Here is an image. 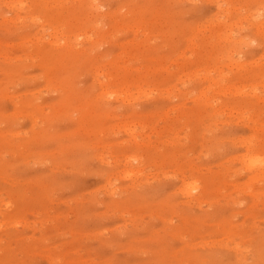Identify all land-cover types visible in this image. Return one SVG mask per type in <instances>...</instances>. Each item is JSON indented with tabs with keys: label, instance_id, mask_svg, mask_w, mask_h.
<instances>
[{
	"label": "rangeland",
	"instance_id": "obj_1",
	"mask_svg": "<svg viewBox=\"0 0 264 264\" xmlns=\"http://www.w3.org/2000/svg\"><path fill=\"white\" fill-rule=\"evenodd\" d=\"M81 1L0 0V264H264V0Z\"/></svg>",
	"mask_w": 264,
	"mask_h": 264
},
{
	"label": "bare ground",
	"instance_id": "obj_2",
	"mask_svg": "<svg viewBox=\"0 0 264 264\" xmlns=\"http://www.w3.org/2000/svg\"><path fill=\"white\" fill-rule=\"evenodd\" d=\"M23 1H25V0H23ZM82 1H83V0H82ZM82 1H81V2H82ZM21 2H22V1H21ZM88 2H89V1H88ZM224 2H225V1H224ZM14 3H15V2H14ZM14 3H12V4H14ZM19 3H20V2H19ZM16 4H17V3H16ZM21 4H23V3H21ZM24 4H25V3H24ZM26 4H27V3H26ZM222 4H223V3H222ZM224 4H225V3H224ZM17 7H18V6H17ZM89 8H90V7H89ZM248 8H249V7H247V9H248ZM229 9H230V8H229ZM231 9H232V7H231ZM233 9H234V8H233ZM249 9H250V8H249ZM249 9H248V10H249ZM227 10H228V9H227ZM253 11H254V10H253ZM256 11H257V10H256ZM261 11H262V10H261ZM250 12H251V11H250ZM257 14H258V13H257ZM254 16H255V15H254ZM255 17H256V16H255ZM249 18H250V17H249ZM243 19H244V18H243ZM255 19H256V18H255ZM251 20H252V19H251ZM232 25H233V24H232ZM232 25H231V26H232ZM263 25H264V24H263ZM229 26H230V25H229ZM231 26H230V27H231ZM259 26H261V25L259 24ZM51 28H52V27H51ZM258 28H259V27H258ZM261 28H262V27H260V29H261ZM226 33H227V32H226ZM226 33H225V34H226ZM228 34H229V33H228ZM223 35H224V34H223ZM229 36H230V35H229ZM226 38H227V37H226ZM229 38H231V37H229ZM229 38H228V39H229ZM218 39H219V38H218ZM221 39H222V38H221ZM230 40H231V39H230ZM230 40H229V41H230ZM227 41H228V40H227ZM59 42H60V41H59ZM63 42H64V40H63ZM238 42H239V41H238ZM229 44H230V43H229ZM222 56H223V55H222ZM237 64H238V63H237ZM213 82H214V81H213ZM212 85H213V84H212ZM215 86H216V85H215ZM218 86H219V85H218ZM257 87H258V86H257ZM228 88H229V87H228ZM228 88H226V89H228ZM230 88H231V87H230ZM230 88H229V89H230ZM251 88H252V87H251ZM251 88H250V89H251ZM211 89H212V88H211ZM219 89H220V86H219ZM222 89H223V88H222ZM224 89H225V88H224ZM224 89H223V91H224ZM229 89H228V90H229ZM236 89H237V88H235V90H233V91H231V92H232V93H234V91L239 92V91H237ZM250 89H249V91H250ZM242 90H243V89H242ZM242 90H241V92H242ZM247 90H248V89H247ZM251 90H253V89H251ZM223 91H222V92H223ZM243 91H244V90H243ZM229 92H230V91H229ZM229 92H228V93H229ZM231 92H230V94H231ZM254 92H255V91H254ZM243 93H244V92H243ZM248 155H249V154H247V156H248ZM250 157H252V156H250ZM250 157H249V158H250ZM253 157H254V156H253ZM258 157H259V156H258ZM258 157H257V158H258ZM245 158H246V157H245ZM257 158H255V159H257ZM253 159H254V158H253ZM253 159L251 158V159H250V162H252ZM258 160H259V158H258ZM247 161H249V160H247ZM254 162H256V161L254 160ZM254 162H253V164H254V166H255V163H254ZM258 162H259V161H258ZM248 165H250V163H249ZM127 173H128V172H127ZM127 176H128V175H127ZM240 244H241V243H240ZM240 247H241V246H240ZM244 247H245V246H244ZM238 252H239V250H238ZM240 253H241V252H240Z\"/></svg>",
	"mask_w": 264,
	"mask_h": 264
}]
</instances>
